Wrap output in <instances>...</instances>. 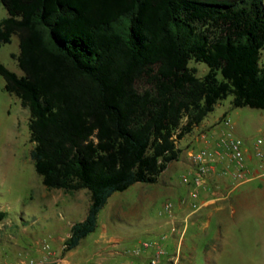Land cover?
<instances>
[{
    "label": "trees",
    "instance_id": "1",
    "mask_svg": "<svg viewBox=\"0 0 264 264\" xmlns=\"http://www.w3.org/2000/svg\"><path fill=\"white\" fill-rule=\"evenodd\" d=\"M0 47L22 75L3 90L27 109L30 157L49 190H86L62 252L97 229L116 192L155 184L214 107L264 110L263 0H0ZM203 63L199 78L189 62ZM220 75V78H219ZM0 212V220L4 218Z\"/></svg>",
    "mask_w": 264,
    "mask_h": 264
},
{
    "label": "rangeland",
    "instance_id": "2",
    "mask_svg": "<svg viewBox=\"0 0 264 264\" xmlns=\"http://www.w3.org/2000/svg\"><path fill=\"white\" fill-rule=\"evenodd\" d=\"M6 17L5 8L0 6V19ZM18 51V39L13 36L9 44L0 47V62L20 76L15 60ZM189 67L196 69L199 78L208 71L205 64L194 61L189 62ZM3 83L0 77V212L5 215L0 220V264H80L73 255H67V263L68 252H62L64 241L56 239L67 232V223L80 222L86 217L89 193L49 190L42 185L30 157L33 144L29 140V113L16 97L2 89ZM231 100L227 97L220 101L203 122L212 127L217 125V142L230 134L241 141L244 151L255 155L259 148L264 152V145L257 146V140L264 139V110L232 108ZM224 120L229 126L224 125ZM185 142H179L181 149ZM217 150L220 148L215 144L210 152ZM214 156L235 169V162L224 153ZM189 175L177 165L169 168L155 184L137 183L124 192L114 193L98 214L96 231L72 252L83 253L87 249V257L94 256L83 264H95V254L102 244L93 240L105 228L106 239L136 236L119 244L125 247L126 257L133 264H136L135 252L153 254L155 242L166 253L160 264H173L170 260L173 257L175 264H264V187L255 184L238 197L229 196L225 202L232 209L225 208L219 218L214 211L217 203L208 208L204 203L209 198L203 191L205 183L199 188L197 199L189 196L192 188L182 182ZM194 202L202 206L192 212ZM167 204L172 205L170 214L165 209ZM168 219H172L169 224L165 222ZM208 219H211L209 227ZM218 219L220 228L216 227ZM160 221L163 226L184 227L182 240L178 241L176 235L166 241L144 235V229L159 230L160 225L152 224ZM223 240L226 241L221 245Z\"/></svg>",
    "mask_w": 264,
    "mask_h": 264
},
{
    "label": "crops",
    "instance_id": "3",
    "mask_svg": "<svg viewBox=\"0 0 264 264\" xmlns=\"http://www.w3.org/2000/svg\"><path fill=\"white\" fill-rule=\"evenodd\" d=\"M217 129H218L217 125L212 127L202 122L198 127H196L192 131V133H190L187 137H184L181 141L185 140L186 142L184 143L179 159L169 164L167 169L161 174L160 177H163L165 172L169 168L177 167V165H180V167L187 170L188 173H193L195 171V166L193 165L190 155L197 154L201 150L210 151V149H212L215 144L217 147L220 142V141L217 142L216 140L218 136V131H216ZM263 155H264V152H263ZM244 164L247 167L248 174H247V179L243 182L239 181V183H236L234 181L235 180L234 174L236 171V166H234L235 169H232L230 164H228L227 162H224V160L219 159V158H215L214 168L212 171H210L207 174L205 178V188L203 191L208 194L209 198L208 200L204 201V203L206 204L207 208L214 206L215 203H217V207L214 208V211L217 212L219 218H220L222 211L225 208L229 207L230 209H232L231 205L225 202L229 196H231L232 198L238 197L239 195H241L243 191L247 190L248 188L252 187L255 184L261 185L262 187H264V157L259 159L255 155L251 154L250 152L244 151ZM164 186H167L165 182H164ZM236 209L237 208H235V210ZM208 210H211V208ZM168 214H170V212ZM210 220L211 219H208L206 222L207 227H209ZM171 221L172 219L165 220L167 224H169ZM162 222L163 221L156 222V223L154 222L152 225L154 224L160 225ZM73 224H74L73 222L67 223L68 228L66 229V226L64 227L67 230V232L62 233V235L57 237L56 240H61V243L65 241L69 237L70 227ZM220 224H221V221L220 219H218V221H216V227L220 228L221 227ZM160 226L161 228L157 231H155L154 228L151 227L148 229H144L143 233L144 235H148V236L152 235V236L161 237L162 240H165V241L170 239V237L173 236L169 233L170 227L167 225L165 226L160 225ZM163 228L167 230L166 234L164 235L162 233L163 231H165V230H162ZM105 234H106V230L105 228H103L101 233L93 240V243L95 244H102V245H99L98 250L95 254L97 256V260L94 263L95 264H133L126 257L127 251L125 250V247L124 246L121 247L122 245H119V244L120 242L122 241L124 242L125 240H133L135 239L136 236L133 235V237H128L127 239H118V238L106 239ZM84 239L81 240V242L84 241ZM225 241L226 240L221 241L220 244L221 245L224 244ZM86 251H83V253L81 252V253L74 254L75 251L72 252L71 250L65 255V260H67V263H69L67 255H71V256L73 255V257L78 259L80 264L86 263L89 261V259H91L94 256L93 254H91L87 257ZM217 253L218 255H220L221 251ZM151 256H152V253H142L139 251V255H136V258H135L136 264H147V259Z\"/></svg>",
    "mask_w": 264,
    "mask_h": 264
},
{
    "label": "built area",
    "instance_id": "4",
    "mask_svg": "<svg viewBox=\"0 0 264 264\" xmlns=\"http://www.w3.org/2000/svg\"><path fill=\"white\" fill-rule=\"evenodd\" d=\"M223 123L225 126H229V122L227 120H224ZM263 145L264 139L257 140L258 147ZM218 147L220 150H217L215 153L208 150H201L197 154L190 155L193 165L195 166V171L193 173H189V176L183 177L182 182L192 188L189 192V196L192 199L198 198L199 188L204 185L207 174L214 168V161L215 158H217L214 154L221 156L222 153H224L231 161L235 162V180L243 182L247 179L248 170L244 164V150L242 149L241 141L228 134L226 138L220 140ZM255 156L260 159L264 157L263 152L259 148L256 149ZM201 206V204H197L196 202L192 203V212L197 211L201 208ZM165 209L170 212L172 205H165ZM184 232V227L179 228L175 225H172L169 230L171 235H176L178 237V241L182 240ZM146 247L147 246L145 245L144 248ZM135 254L139 255V251H136ZM165 255L166 253L163 248L158 243H154L153 254L147 259V264H160L161 259H163ZM170 260H173V264H175L174 257Z\"/></svg>",
    "mask_w": 264,
    "mask_h": 264
}]
</instances>
